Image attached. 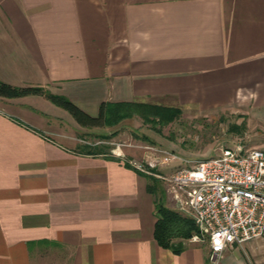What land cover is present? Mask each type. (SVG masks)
Masks as SVG:
<instances>
[{"label":"crops","instance_id":"crops-1","mask_svg":"<svg viewBox=\"0 0 264 264\" xmlns=\"http://www.w3.org/2000/svg\"><path fill=\"white\" fill-rule=\"evenodd\" d=\"M0 79L91 115L103 102L245 109L264 129V0H0ZM41 98L0 97V264L211 263L206 241L156 240L150 175L130 164L148 145L85 151L82 125L54 123ZM217 264H264V234Z\"/></svg>","mask_w":264,"mask_h":264},{"label":"built area","instance_id":"built-area-1","mask_svg":"<svg viewBox=\"0 0 264 264\" xmlns=\"http://www.w3.org/2000/svg\"><path fill=\"white\" fill-rule=\"evenodd\" d=\"M146 149L149 154L144 159L130 160V164L167 184L176 210L198 227L190 240L209 243L210 264H217L228 246L264 234L263 148L239 143L200 159H186L150 145ZM177 160L185 165L171 174L156 171L159 165Z\"/></svg>","mask_w":264,"mask_h":264},{"label":"rangeland","instance_id":"rangeland-1","mask_svg":"<svg viewBox=\"0 0 264 264\" xmlns=\"http://www.w3.org/2000/svg\"><path fill=\"white\" fill-rule=\"evenodd\" d=\"M32 103L47 113L48 118L54 123H60L63 127L79 126L68 109L47 98ZM74 133L80 140V148L85 151L98 149L114 153L118 147L128 148L129 144L150 145L169 149L186 159L214 157L223 147L239 143L247 148L260 147V142L264 140V129L261 124L253 121L245 109L213 114L183 111L173 121L156 126L135 114L112 126L93 128L79 126ZM183 165L185 162L177 160L169 165H159L156 171L171 174ZM151 176L156 179V199L166 207L176 210L167 184L159 177ZM184 240L186 239H182Z\"/></svg>","mask_w":264,"mask_h":264},{"label":"trees","instance_id":"trees-1","mask_svg":"<svg viewBox=\"0 0 264 264\" xmlns=\"http://www.w3.org/2000/svg\"><path fill=\"white\" fill-rule=\"evenodd\" d=\"M25 95H45L53 103L68 109L76 121L86 127L112 126L135 114L140 115L146 122L153 125H165L176 119L183 111L178 107H167L157 104L139 102H103L97 115H91L65 95L48 91L44 86L25 85L15 86L0 79V97L11 98ZM150 189L156 194L155 177L149 176ZM157 223L155 238L158 243L176 252L183 249L182 239L190 238L198 227L195 221L178 210L166 207L156 199Z\"/></svg>","mask_w":264,"mask_h":264}]
</instances>
